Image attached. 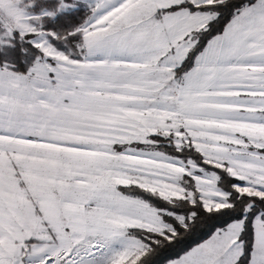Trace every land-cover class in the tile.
<instances>
[{
  "label": "snow or ice",
  "instance_id": "snow-or-ice-1",
  "mask_svg": "<svg viewBox=\"0 0 264 264\" xmlns=\"http://www.w3.org/2000/svg\"><path fill=\"white\" fill-rule=\"evenodd\" d=\"M0 264H264V0H0Z\"/></svg>",
  "mask_w": 264,
  "mask_h": 264
}]
</instances>
